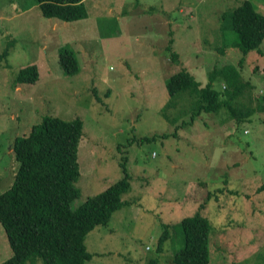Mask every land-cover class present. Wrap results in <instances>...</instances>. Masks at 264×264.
<instances>
[{
  "label": "rangeland",
  "instance_id": "obj_1",
  "mask_svg": "<svg viewBox=\"0 0 264 264\" xmlns=\"http://www.w3.org/2000/svg\"><path fill=\"white\" fill-rule=\"evenodd\" d=\"M240 1L84 0L90 14L65 21L32 0H0V52L8 45L0 55V192L17 167L13 137L46 116L79 118V194L70 207L117 182L122 156L128 178L124 203L86 234L85 264H175L180 220L194 213L209 224L206 264H264V37L261 53L250 49L238 67L234 33L217 30L220 13ZM250 1L264 15V0ZM61 44L77 57L71 75L57 62ZM225 63L251 84L237 106L253 112L240 122L224 109L200 112L189 122L193 95L170 103L165 80L185 70L202 86ZM31 64L36 79L16 82ZM224 85L212 82L221 94ZM10 254L0 225V262Z\"/></svg>",
  "mask_w": 264,
  "mask_h": 264
},
{
  "label": "trees",
  "instance_id": "obj_2",
  "mask_svg": "<svg viewBox=\"0 0 264 264\" xmlns=\"http://www.w3.org/2000/svg\"><path fill=\"white\" fill-rule=\"evenodd\" d=\"M32 1L40 13L65 21L83 19L90 14L84 0ZM219 18L217 30L221 35L234 33L233 43L242 53L238 67L242 66L250 49L261 53L259 44L264 37V15L253 9L250 0H242L234 8L222 11ZM117 22L112 28L116 33ZM171 40L166 47H171ZM219 46L223 48L222 44ZM7 47L0 52L1 56L5 55ZM56 51L57 62L64 74L71 75L79 70L71 47L61 44ZM171 55L177 56L178 53L172 51ZM237 66L220 65L202 86L185 70H180L165 80L167 93L171 100L180 92L193 95L189 122L200 112L218 113L220 109H224L228 118L240 122L249 117L253 109L250 105L245 108L237 106L238 96L251 88ZM262 71L264 73V69ZM36 77V67L31 64L19 68L14 80L31 83ZM216 79L225 84L221 88L222 94L212 87ZM82 125L79 118L63 120L46 116L31 125L26 135L13 137L10 148L17 167L11 183L0 192V225L11 254L0 264H85L92 258L87 251L85 236L96 224L106 223L112 212L124 203L120 195L128 189V178L126 160L122 156L119 159L121 178L117 182L87 196L76 207H70V202L79 194L74 184L79 177L77 146L83 136ZM118 151L124 152L119 147ZM259 189L264 190V181ZM180 228L183 243L175 249L173 262L206 264L210 233L207 219L198 213L185 215L180 220ZM162 239L163 234L159 237L158 248Z\"/></svg>",
  "mask_w": 264,
  "mask_h": 264
},
{
  "label": "crops",
  "instance_id": "obj_3",
  "mask_svg": "<svg viewBox=\"0 0 264 264\" xmlns=\"http://www.w3.org/2000/svg\"><path fill=\"white\" fill-rule=\"evenodd\" d=\"M119 23H120V21L118 20V22H117V26H116V29H117V30L120 29V24H119ZM55 24H56V25L58 24L57 21L55 22Z\"/></svg>",
  "mask_w": 264,
  "mask_h": 264
}]
</instances>
